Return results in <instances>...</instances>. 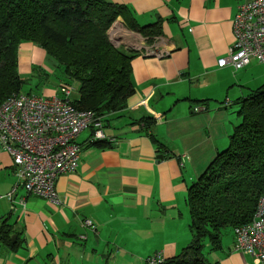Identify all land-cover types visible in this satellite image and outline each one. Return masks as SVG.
<instances>
[{"label": "crops", "instance_id": "crops-1", "mask_svg": "<svg viewBox=\"0 0 264 264\" xmlns=\"http://www.w3.org/2000/svg\"><path fill=\"white\" fill-rule=\"evenodd\" d=\"M106 1L131 8L141 26L161 21V35L143 37L122 18L112 26L111 42L139 53L132 61L135 93L125 110L103 118L110 146L93 144L91 128L79 134V167L59 176V205L21 187L10 200L18 180L12 157L0 148V264H146L156 254L180 255L192 240L188 188L241 123L235 125L229 108L248 96L252 78L238 73L247 66L236 71L218 61L235 42L238 7L253 0ZM153 47L168 55L139 52ZM20 50L28 52L27 67L41 61L43 72L57 69L34 44ZM253 63L261 65L252 60L248 67ZM58 90L44 97L59 96ZM234 244L233 231L225 245L223 238L218 248L208 245L207 264H255Z\"/></svg>", "mask_w": 264, "mask_h": 264}, {"label": "trees", "instance_id": "trees-1", "mask_svg": "<svg viewBox=\"0 0 264 264\" xmlns=\"http://www.w3.org/2000/svg\"><path fill=\"white\" fill-rule=\"evenodd\" d=\"M119 18L143 37L161 35V21L141 26L131 8L106 0H0V105L24 93L19 51L31 43L57 63L63 83H78L79 98L72 101L77 109L102 118L125 110L135 93L132 61L139 53L112 44L109 31ZM234 104L242 121L229 146L188 188L192 240L161 264H207V246L220 247L225 230L234 231L254 217L264 195V86Z\"/></svg>", "mask_w": 264, "mask_h": 264}, {"label": "built area", "instance_id": "built-area-1", "mask_svg": "<svg viewBox=\"0 0 264 264\" xmlns=\"http://www.w3.org/2000/svg\"><path fill=\"white\" fill-rule=\"evenodd\" d=\"M235 42L227 55L218 61L223 68L236 71L252 60L264 65V0H253L238 7L234 18ZM148 57L168 55L157 48L139 50ZM73 84L63 83L59 96L38 97L21 93L0 105V148L13 161L18 180L9 194L10 200L18 188L59 205L56 183L60 175L75 172L79 167L81 147L77 137L93 129V140L106 139L103 118L96 113L77 109L71 101ZM202 109L194 107L198 113ZM84 226L93 228L85 219ZM234 251L250 257L255 264L264 263V195L259 199L252 221L234 230ZM84 239L85 237H81ZM160 254L150 257L146 264H161Z\"/></svg>", "mask_w": 264, "mask_h": 264}, {"label": "rangeland", "instance_id": "rangeland-1", "mask_svg": "<svg viewBox=\"0 0 264 264\" xmlns=\"http://www.w3.org/2000/svg\"><path fill=\"white\" fill-rule=\"evenodd\" d=\"M27 55H28L27 51H24V50L19 51V61H20L19 65L20 66L18 70H19L21 77L25 79L26 81L23 92L25 94H31V95L38 96V97L39 96L44 97L46 95H49L52 90L57 89V88L60 89V86H62L63 84V78H62L63 75H62L61 70L56 69L54 72L50 70L48 71L46 70V72H43L42 70L43 67L39 65L41 61L39 63H35L34 65H32L31 68H29L27 67V62H26ZM238 73L244 74L243 75L244 77H246L247 74L249 73L248 75L250 76V78H252V80L248 83V85H246L245 90H247L248 88H251L250 90L251 92L253 90L254 91L258 90L260 87L264 86V65L262 66V64L258 65V64L253 63L249 67L247 66L246 69L241 70ZM72 83H73L74 90H73L71 99L75 101L79 98L78 83L74 81ZM233 89L235 91L242 90V88H240L239 86L233 87ZM238 96L240 95H236L235 98H239ZM225 99H226L225 97L215 99L216 101H214L213 104H217L220 101H223ZM235 101L236 100H234V102ZM238 110L239 108L236 105L235 106L233 105L231 108H229L230 116L236 117L238 120L235 125L239 124L242 121V118L239 117L237 114ZM228 146H229V141L226 144V146L222 148L220 151H223ZM232 237H233V230L232 229L225 230V234L223 237V244L225 245V243L227 241H230ZM208 249H209L208 247L205 249L206 258H207Z\"/></svg>", "mask_w": 264, "mask_h": 264}, {"label": "water", "instance_id": "water-1", "mask_svg": "<svg viewBox=\"0 0 264 264\" xmlns=\"http://www.w3.org/2000/svg\"><path fill=\"white\" fill-rule=\"evenodd\" d=\"M114 26V25H113ZM111 30V29H110ZM113 44V43H112ZM114 45V44H113ZM115 46V45H114ZM116 47V46H115ZM163 159V156L161 155V156H159L158 157V160H162ZM16 239H17V235H13L12 237H11V240H12V242L13 243H16Z\"/></svg>", "mask_w": 264, "mask_h": 264}]
</instances>
